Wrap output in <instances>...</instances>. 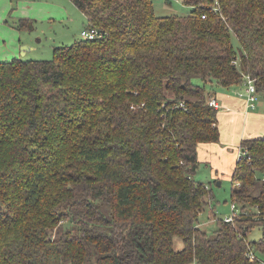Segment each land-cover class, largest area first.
Here are the masks:
<instances>
[{"label":"trees","instance_id":"1","mask_svg":"<svg viewBox=\"0 0 264 264\" xmlns=\"http://www.w3.org/2000/svg\"><path fill=\"white\" fill-rule=\"evenodd\" d=\"M71 1L98 36L0 60V264H262L264 136L241 140L212 233L194 173L219 139L205 85L249 74L264 98V0Z\"/></svg>","mask_w":264,"mask_h":264},{"label":"rangeland","instance_id":"2","mask_svg":"<svg viewBox=\"0 0 264 264\" xmlns=\"http://www.w3.org/2000/svg\"><path fill=\"white\" fill-rule=\"evenodd\" d=\"M12 1V8L18 10V13L25 14L24 18L26 20L28 18V22L19 28L20 19H23L21 17L24 16L19 14L16 18L9 19L8 17L7 21L0 23V60L11 59L12 56H16L13 53H18V57L23 59L48 60L52 58L55 46L71 44L82 37L80 32L86 27V16L71 0H21L23 4L16 3L17 0ZM152 3L154 12L158 16L187 15L192 8L190 5L185 4L183 0H152ZM25 37H29L28 39L32 44H27L23 48L24 43H22L18 45V50H13L17 43L23 38L26 39ZM232 40L235 48H237L239 43L234 35H232ZM22 52L25 53L22 54ZM210 84L205 85L208 91H215L218 88L231 89L215 82ZM262 100L264 101V98L259 96V101L262 102ZM208 167L203 166L197 170L194 173V178L195 180L207 182L210 188L205 197L206 203L199 210L198 220L201 228L208 233H212L217 226L215 219L224 217L231 212V178L226 172L223 179H208L206 173ZM263 236L264 225L252 228L247 234L248 240H257ZM181 245L180 238H175L174 246L179 248ZM260 253L257 252L264 262V254ZM66 264L71 263L67 262Z\"/></svg>","mask_w":264,"mask_h":264},{"label":"crops","instance_id":"3","mask_svg":"<svg viewBox=\"0 0 264 264\" xmlns=\"http://www.w3.org/2000/svg\"><path fill=\"white\" fill-rule=\"evenodd\" d=\"M12 3V0H0V23L7 21L8 17L9 19L12 17L16 18L21 14L18 13V10L12 8ZM16 3L23 4V1L17 0ZM23 6L26 7L25 5ZM9 8L10 10L7 13ZM21 15H24L21 18L25 17V14ZM28 38H23L14 46L13 50H18V45L22 43L26 46L27 44L31 45L32 42ZM24 53L22 52V54ZM13 55L16 56L12 57H18V53H13ZM209 92V96L215 97L219 103L216 114L219 139L213 142L198 143L196 149L197 159L200 163L198 170L203 166H209L206 171L208 179H223L226 172L231 177L241 140L264 136V101L262 100L261 102L258 98L256 106L249 108L244 98L234 93L232 88L229 90L218 88L215 91L209 90ZM205 183L209 188L208 183ZM189 264L197 263L192 262Z\"/></svg>","mask_w":264,"mask_h":264},{"label":"built area","instance_id":"4","mask_svg":"<svg viewBox=\"0 0 264 264\" xmlns=\"http://www.w3.org/2000/svg\"><path fill=\"white\" fill-rule=\"evenodd\" d=\"M203 17L205 15H202ZM81 36L82 37H85V38H93V37H96L99 35V31L97 28L95 27H85L81 30ZM234 93H236L238 96L240 97H243L245 102H246V105L249 107V108H254L258 102V93H257V90H256V86L254 84V80L253 78L250 77L249 74H245L243 75V82L240 86L234 88ZM179 106H184L183 104V101H180L179 103ZM208 104L209 105H212L213 107H215L216 109L219 108V103L217 102L216 98L215 97H209L208 99ZM240 150L238 152V155L240 154ZM230 209H231V212L224 216L223 218L226 220V221H229V220H232L236 211H237V206L234 202L231 201V204H230ZM248 256L252 259L254 258V254L253 252H249ZM262 264H264V262L262 261Z\"/></svg>","mask_w":264,"mask_h":264},{"label":"water","instance_id":"5","mask_svg":"<svg viewBox=\"0 0 264 264\" xmlns=\"http://www.w3.org/2000/svg\"><path fill=\"white\" fill-rule=\"evenodd\" d=\"M22 47L24 48V47H26V45L23 44ZM218 182H220V181H218Z\"/></svg>","mask_w":264,"mask_h":264}]
</instances>
